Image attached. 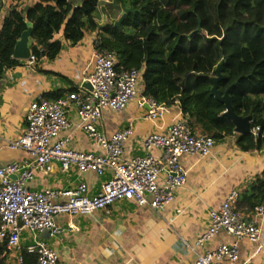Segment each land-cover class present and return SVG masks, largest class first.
<instances>
[{"label":"built area","instance_id":"built-area-1","mask_svg":"<svg viewBox=\"0 0 264 264\" xmlns=\"http://www.w3.org/2000/svg\"><path fill=\"white\" fill-rule=\"evenodd\" d=\"M94 43L90 67L83 72L76 89L56 100L37 96L27 109L23 131L8 144L10 150H22L28 156L23 164L13 162L0 167V245L5 247V256L17 254L16 264L22 262L23 248L35 255L34 264H58L56 251L38 234L47 231V239H55L71 233L70 225L58 223L61 216L75 217L97 210L109 213L117 201H133L158 212L173 201L186 182V171L180 166L179 158L207 157L214 146L212 137L193 129L183 118L162 133L145 135L141 140L142 156L123 158L124 145L133 134L132 127L105 136L98 129L102 111L121 112L138 99V107H145L142 119L153 121L162 116L165 105L141 95V70L116 71L115 54L96 50ZM36 60L30 54L23 62L32 67ZM85 83L89 88L83 86ZM72 108L78 127L99 152L73 150L68 146V136H59L70 127L68 113ZM258 130L250 128L249 133L256 136ZM153 150L160 151V156H153ZM53 162L59 163L62 172L73 167L80 174L93 172L101 176L108 172L109 177L94 196H88L83 182L66 190H30L27 184L34 172H48ZM237 200L238 191L230 190L219 206L208 212L207 227L195 245L201 247L220 233L235 241L197 254L194 264H235L239 256L237 241H260L259 221L264 216V204L244 213L237 209ZM23 232L28 233L31 242L22 247ZM256 264H264V255Z\"/></svg>","mask_w":264,"mask_h":264},{"label":"crops","instance_id":"crops-1","mask_svg":"<svg viewBox=\"0 0 264 264\" xmlns=\"http://www.w3.org/2000/svg\"><path fill=\"white\" fill-rule=\"evenodd\" d=\"M37 1L0 0V25L9 7L14 6L23 13L28 5ZM55 39L61 45L55 59L38 57L32 67L19 60L18 65L4 71L0 81V167L13 162L23 164L28 160L24 151L10 150L8 144L23 131L30 103L37 96L66 97L76 89L83 72L90 67L95 33H85L74 46L65 41L61 32L55 35ZM163 109L159 119L144 120L145 107L139 108L137 99L121 112L102 111L98 129L110 137L117 130L132 127L133 134L126 141L122 156L125 159L142 156L141 140L145 135L162 133L172 123L184 118L178 104L166 105ZM68 119L70 127L59 136H68L69 148L99 152L78 127L73 108L69 110ZM151 153L155 157L160 156L158 150ZM179 164L186 171V182L178 189L173 201L158 212L147 205L138 206L133 201H117L109 208V213L97 210L87 215L59 217L58 223L70 225L73 231L55 239H46L58 255L57 263L194 264L197 254L221 243L234 242L235 238L220 233L201 247L195 245L207 227L208 212L216 209L230 190L236 189L239 195L263 176L264 149L242 152L235 138L226 136L215 141L209 156L183 155ZM108 177V172L101 176L93 172L80 174L73 167L62 172L59 163L53 162L48 172L35 171L27 186L30 190H66L83 182L88 196H94ZM259 222L262 231L260 241H237L239 256L235 264H256L264 255V216ZM20 240L22 247L31 242L26 232L21 234ZM16 256L14 252L7 254L6 264H16Z\"/></svg>","mask_w":264,"mask_h":264},{"label":"trees","instance_id":"trees-1","mask_svg":"<svg viewBox=\"0 0 264 264\" xmlns=\"http://www.w3.org/2000/svg\"><path fill=\"white\" fill-rule=\"evenodd\" d=\"M96 6L97 0H38L23 13L9 7L0 25V81L19 64L13 49L28 27L30 54L48 60L61 49L59 32L71 46L92 32L96 50L115 54L116 71H142V96L165 106L177 102L187 124L215 141L233 136L242 152L264 149V0H127L122 6L129 11L118 26L116 20L100 26ZM198 25L201 32H194ZM221 59L216 89L227 91L238 116H251L256 136L234 133L224 104L210 94ZM263 204L264 172L240 192L236 207L251 213ZM4 251L0 245V264H6ZM20 254L21 264L35 263L34 254L24 248Z\"/></svg>","mask_w":264,"mask_h":264},{"label":"water","instance_id":"water-1","mask_svg":"<svg viewBox=\"0 0 264 264\" xmlns=\"http://www.w3.org/2000/svg\"><path fill=\"white\" fill-rule=\"evenodd\" d=\"M129 11V9H124L120 17L115 21V26H118L122 19L124 18L125 14ZM194 32H201V28L198 27L195 29ZM192 33L188 34L187 36L189 37ZM30 35H31V27H28L27 30H25L20 38L16 41L14 49H13V58L18 59V60H25L29 57L30 55ZM224 61L221 59L220 62L215 66L214 72L215 76L211 77L210 80L212 82V87L210 89V94L218 101L224 104L225 106V111L224 115L228 117L233 125H234V133L236 134H246L249 133L250 131V121H251V116L246 115V116H238L231 104H230V99L227 91H225L223 94L216 89V83L218 80L221 79L222 74V66H223ZM85 88H89V85L85 83L83 85ZM39 237L43 239L48 238V233L47 231H42L39 233Z\"/></svg>","mask_w":264,"mask_h":264},{"label":"rangeland","instance_id":"rangeland-1","mask_svg":"<svg viewBox=\"0 0 264 264\" xmlns=\"http://www.w3.org/2000/svg\"><path fill=\"white\" fill-rule=\"evenodd\" d=\"M79 2L80 0H72ZM122 1L127 0H97L95 17L97 23L102 26L111 20H117L122 14L123 10L128 7L122 6Z\"/></svg>","mask_w":264,"mask_h":264}]
</instances>
